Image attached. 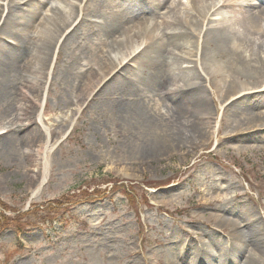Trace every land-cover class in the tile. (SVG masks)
Instances as JSON below:
<instances>
[{
	"label": "rangeland",
	"instance_id": "rangeland-1",
	"mask_svg": "<svg viewBox=\"0 0 264 264\" xmlns=\"http://www.w3.org/2000/svg\"><path fill=\"white\" fill-rule=\"evenodd\" d=\"M203 1L217 5L222 2ZM21 2L31 10L22 14L15 25H10V31L0 32L3 43L11 45L12 37H16L22 46L43 26L45 14L50 16L57 4H66L63 0H0L3 17L9 5L20 6ZM158 2L160 5L145 16L154 15L159 21L163 17L173 20V15L165 17L171 5L169 0ZM231 2L239 8V2L256 0ZM193 3L179 5L178 13L184 19L194 13ZM107 4L103 1L92 4V15L87 16L78 35L62 49L65 34L58 45L43 110L47 118L45 125L57 132L63 130L77 102L75 89L66 84L63 73L65 69L71 70L68 65L73 60V66H78V48L82 49L93 34L91 21L103 24L102 14ZM248 10L262 12L257 5ZM247 13L223 8L214 16L218 18L213 21L214 25L223 24L219 32L223 38L220 47L226 54L215 61L230 68L232 45L240 44L246 64L262 67L264 73V33H253L254 26L246 17ZM211 16L203 18V24L190 27L180 21L175 25L188 26L199 44V50L181 63L183 67L194 63L201 66L203 34ZM165 30L171 32L173 28ZM162 33L161 27L157 34ZM20 47H15L16 53L21 52L17 50ZM8 52L12 51L4 55ZM139 54L130 60L126 71L118 74L103 102L99 104L97 99L103 91L100 89L95 98L83 106L68 136H60L57 141L54 138L55 145L47 155L49 175L44 184V159L38 153L40 141L36 132L39 127L35 122L40 107L28 103L24 106L28 115L19 120L15 106L9 109L0 101V132H6L0 134V197L12 207L7 214L17 215L14 211L25 212L35 204L80 194L88 185L90 190L99 184L100 188H106L117 180L127 186L108 190L102 194L105 198L79 205L67 198L69 205L65 206L63 215L61 211L52 210L49 214L22 215L13 220L9 226L21 228L15 232L8 227L0 234V264H197L199 256H204L206 261L200 264H211L208 259L213 264L225 260L230 239V235L227 236L230 230L222 226L223 223L205 215L216 206L225 210L226 217L243 221L238 231L245 238L249 237L245 216L257 219L256 225L264 241V104L257 102L264 98V91L260 90L263 87L254 88L246 97L250 101L247 104H254L250 110L237 112L231 108V103L241 95L227 100L219 98L217 85H225L229 70L221 71L226 75L224 79H215L214 66L204 67L206 74L200 67L207 109L181 107L177 105L179 97L173 99L167 90L150 83V73L145 70L147 64L143 56L140 60ZM126 76H136V80L123 86ZM173 80L175 82V78ZM3 87V96L10 102L16 101V94H9L10 84ZM117 105L126 111L122 116ZM184 116L191 121L186 122ZM205 117H210V122ZM150 118L157 122L149 124ZM200 119L205 122L203 128ZM25 126L29 128L24 129ZM173 126L182 139L175 141L167 137L166 133H174ZM203 130L210 138L207 136L199 143ZM39 132L43 137V131ZM150 138L161 144L160 152L147 143ZM146 183L152 188H147ZM80 186L83 187L80 189ZM205 199L211 203L206 208L201 205ZM195 245L199 246L198 253ZM205 246L209 247L203 251ZM248 253L249 248L244 249L237 260L241 261Z\"/></svg>",
	"mask_w": 264,
	"mask_h": 264
},
{
	"label": "bare ground",
	"instance_id": "bare-ground-1",
	"mask_svg": "<svg viewBox=\"0 0 264 264\" xmlns=\"http://www.w3.org/2000/svg\"><path fill=\"white\" fill-rule=\"evenodd\" d=\"M63 1H65L66 4H57L52 15L48 16L45 14L43 16V26L41 25L39 27L32 39L29 41L25 40L22 46L19 44L16 37H12L14 43L11 45L3 43L2 34L0 33V101L5 103L6 107L9 109L14 105L17 111L16 117L21 120L25 118V114L28 115L27 110L24 109V106L28 103H34L40 107V109H43L47 97V87L52 74L54 57L64 35L66 34L62 42V49L78 35L81 26L88 20L87 16L92 15L90 6L98 1L108 3L105 12L102 14L104 21L101 23L103 24L99 25L91 21L94 25L93 34L87 39V42L82 45V49L78 48L80 52L76 55L78 57V66H73V60V62L68 65L71 70L68 71L65 69L63 73L66 84L68 83L70 87L75 89V97L77 98L76 106L73 108L71 116L67 119L65 127L60 132L52 130L49 126L45 125L42 119V112L38 114L35 120L39 129L43 131V137H40L39 129L36 132L37 135H39L38 139L40 141L38 153L41 154L44 159L42 167L43 182L48 177L49 169L47 155L55 145L54 138L56 139L63 136L65 132L67 133L70 130L84 103L90 99H94L97 95V91L100 89H103V91L97 99L99 104L100 101L103 102L104 96L111 91L112 84L116 82L114 80L119 76L118 74L128 69L130 57L137 53L140 48L143 49V47H146L143 50L144 55H142L143 53L139 55L141 56L140 60H142L143 56L147 64L148 69L145 68V70L150 73L148 75L150 83H153L156 88L167 90V93L171 95L173 99L179 97L177 99L179 101L177 104L178 106L193 109L200 108L202 110L207 109L206 103L204 102L205 98L203 97L204 87L202 88L203 84L200 67L201 71L205 73V68L214 66V70H217L213 72L215 79H224L226 75L221 71L226 69L229 70V79H225V85L223 83H218L217 85L220 93L219 98L221 100H227L231 96L241 95V97L235 98L236 100L231 103V108H234L237 112L240 110H250L253 107V103L247 104L250 103V101L249 98L246 97H249L254 88L263 87L260 90L264 91V73H262V67L260 69L256 65L248 66L246 64L247 60L244 56V51L240 48V44L232 45L233 47L230 50L231 56L229 58L230 68L228 65L223 66L217 64L215 61L221 56L225 57L226 54L220 47V42L223 38L220 37L219 32L223 28V24L218 22L214 25L213 21L218 19L214 16L223 8L248 11L246 17L253 23V33L263 34L264 7L261 8L263 10L261 13L248 10V7H256L257 2L255 4L239 2V8H236V3L231 2V0H222L219 5L208 3L203 0H171L169 1L171 5L168 6L169 10L165 13V17L173 15V20L163 17L162 20L159 21L154 15L150 17L145 16V14H149V12L153 11V7L160 5L159 2L156 3L157 0ZM174 2H194L193 9L195 11L188 19H184L185 17L178 13L179 5H175ZM137 6L140 8L138 9ZM134 7L136 8L134 9ZM30 10L31 9L23 5L22 2L20 6L18 4L9 5L6 10L7 14L3 17V10L0 9V22L2 21L0 32L10 31V29H12L10 25H15V22L22 17L25 12H30ZM208 14L212 16L208 19V26L203 34L201 46L202 57L200 56L202 60L201 66L194 63L191 66L183 67L181 63L188 60L195 51L197 52V50H199V44L195 39L193 31L190 28L188 29V26L182 25L183 27H181L175 25L179 24L180 21L187 23L190 27L196 23L203 24V18ZM73 25H75V27L68 32L69 28ZM161 27L163 28V33L162 35H158L157 32ZM169 27L173 28V31L168 32L165 30ZM177 28L181 29L176 31ZM235 39L238 40L239 38L237 37ZM140 41H142V43L138 44ZM18 46H21L22 50L20 47L17 50L21 52L16 53L15 47ZM7 51L12 52L5 54L7 58H4L6 57L4 52L6 53ZM167 53L168 55L165 56ZM99 72H101L100 75ZM114 72V76L106 81ZM174 78L175 82L173 80ZM75 80L77 82H75ZM135 80L136 76L135 78L126 76L122 85L131 84ZM210 80H212V77ZM248 82L252 83V86H249L250 88L245 86ZM8 84H10L9 94H16V101L14 102H10L9 98L3 96V86ZM243 91H247L249 94L244 95L241 93ZM182 96H184V98H182ZM257 102L260 105L264 104V98ZM117 109L121 116L126 112L121 105H117ZM204 114H206V112H204ZM183 118L186 122L191 121L190 117L184 116ZM205 119L207 122H210V117H205ZM200 120V124L203 128L205 122L203 119ZM154 122H157V120L152 118L149 119V124ZM23 128L28 129L29 126ZM173 129L174 133L172 135H170L171 133H166L167 137L175 138V141L182 139V136L178 133L175 126H173ZM207 136V133L203 130L201 137H199V143ZM208 137L210 138V136ZM147 143L152 145L151 147H155L157 153L161 151V144L157 140L150 138L147 140ZM210 204L209 199H205L203 203H201L204 208L208 207ZM205 215L208 219H214L217 223L218 221L219 223H223L222 226L230 230V233L227 235H230V239L227 252H225L226 258L219 262L215 261L213 264H264V241L262 232H260V228L256 225L257 219H250L249 216H245L244 225L249 227V237L245 238V236L238 231L239 224L243 223V221L232 217H226L225 210L221 207H212L211 211L207 212ZM243 238L245 239L242 241ZM207 247L209 246L203 247V251H206ZM246 248H249L248 255L243 257L241 261H238L237 257L242 254ZM199 250V246L195 245V251L198 253ZM208 261L212 264L211 259H208ZM197 262L199 264L206 262L205 257L199 256Z\"/></svg>",
	"mask_w": 264,
	"mask_h": 264
},
{
	"label": "trees",
	"instance_id": "trees-1",
	"mask_svg": "<svg viewBox=\"0 0 264 264\" xmlns=\"http://www.w3.org/2000/svg\"><path fill=\"white\" fill-rule=\"evenodd\" d=\"M124 186V185H123ZM102 192H105L104 190ZM101 191L95 189L92 192H89L88 189L83 191V195L87 196V200H92V199H97L101 197ZM64 202L61 200H57L51 203H45V204H40L37 205L33 210L28 211L26 213H22L21 215H28L31 213L37 214V212H43L47 210L49 213L51 210H57L63 208ZM10 208L8 207L7 203L0 198V234L3 232V229L7 228L13 220H16L19 217H9L6 214V211L9 210ZM35 211V212H34ZM18 231L20 229H17Z\"/></svg>",
	"mask_w": 264,
	"mask_h": 264
}]
</instances>
